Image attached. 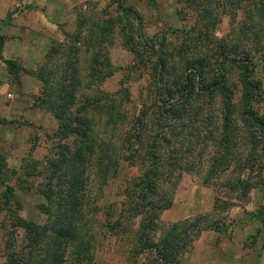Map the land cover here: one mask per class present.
Returning <instances> with one entry per match:
<instances>
[{"label": "rangeland", "instance_id": "obj_1", "mask_svg": "<svg viewBox=\"0 0 264 264\" xmlns=\"http://www.w3.org/2000/svg\"><path fill=\"white\" fill-rule=\"evenodd\" d=\"M234 1L219 0L218 5L209 6L200 0L195 7L177 0H1L0 33L26 34L36 18L59 20L60 36L49 44L57 49L46 63L51 69L47 80L52 85L56 83L67 60L72 63L76 73L71 112L84 98L98 96L99 90L106 94L117 93L116 97L125 90L127 98L122 99L121 122L115 124L110 136L106 135L119 147L117 143L122 142L128 121L137 113L140 104L153 99L151 70L160 48V38H163V52L167 56L174 49L186 46L182 43H187L188 37L196 31L203 36L195 41L198 49L209 39L224 41L243 19L245 0ZM208 8L215 15L206 25L202 14ZM103 28V35H97ZM6 37H0V120H4L0 123V264H6L13 257L7 256L12 254L20 256L17 264H41L44 252L54 248L52 234L47 231L39 243L28 248L25 232L12 223L17 218L36 225L47 224L48 219L50 222L56 213L55 204L49 205L47 216L44 211L47 204L42 196L45 178L50 175L48 162L59 158L64 150L72 149L75 141L71 136L59 138L56 120L45 105L38 103L42 86L33 72L40 67L43 58L36 67L28 62L23 65L18 57H10L8 52L3 58ZM94 50L99 52L101 64L110 67L107 71L100 68L103 69L101 74L110 72V76L98 84L93 83L89 73ZM20 56L23 57L22 52ZM217 58L219 61L221 56ZM6 61H12L14 66H6ZM253 64L255 75L261 76L258 59L254 58ZM178 72L162 75L168 88L173 87ZM211 73L207 71L206 78ZM224 74L231 84L226 96L217 93L208 101L206 97H199L200 100L189 97L193 108L187 126L179 132L182 137L186 135L185 141L174 142L170 149L179 162L189 164L186 166L190 168L179 178H176L177 172L173 173L176 180L171 203L160 211L151 240L161 239L171 225L197 220L196 227L188 235L190 242L178 257V264L194 262L192 254L196 251L209 252L208 257L215 264L220 261L221 253L223 257L227 253L231 256L237 251L250 249L254 252L259 243L264 246V126L249 125L244 120L242 73L227 62ZM223 96L233 104L229 118V149L224 155L226 166L210 174L206 171L211 170L209 162L221 151L216 135L221 120L219 100ZM251 106L255 116L264 119V104L251 102ZM86 116L92 117V112ZM93 117L92 122L96 123L97 117ZM98 129L99 126L94 125L92 134L103 138ZM187 147L189 151L185 153ZM95 154L84 155L87 159L79 205L86 223L81 225L83 229L77 227L86 238L83 240L86 250L79 254L83 256L82 263L160 264L150 250L134 258L129 255L137 219L131 227L124 213L128 194L125 188L128 178L136 174L135 169L128 168L122 161L125 153L118 150L116 173L102 179L96 171ZM49 182L52 200L56 201L58 182L55 178ZM213 221L218 230L205 227ZM221 238H227L228 242ZM74 252L72 246L64 248V264H75V260H79ZM85 257L89 259L84 260ZM229 263H233L232 258ZM200 264H205L203 258Z\"/></svg>", "mask_w": 264, "mask_h": 264}, {"label": "trees", "instance_id": "obj_2", "mask_svg": "<svg viewBox=\"0 0 264 264\" xmlns=\"http://www.w3.org/2000/svg\"><path fill=\"white\" fill-rule=\"evenodd\" d=\"M177 1H185L188 5L195 7L200 3V0ZM204 1L209 6H216L219 0ZM236 2L238 0L233 3ZM123 11L126 10L123 8ZM203 11L202 15H205L206 25H208L215 13L210 8ZM242 14L241 23L232 28V34H229L224 41L209 39L207 44L199 49L195 41H199L202 35L197 31L188 37L187 43H182L186 46L174 49L173 53L168 56L163 52V38H160V48L151 70L153 99L147 104H140L137 113L128 121V130L122 142L117 143L119 147H116V144L106 135L110 136L109 132H114L115 124L121 122L120 108L122 99L127 98L126 91L122 90L120 96L116 97L117 93L106 94L99 90L98 96L84 98L83 102L71 112L76 70L67 60L65 69L60 73V79L53 85L50 84L47 76L51 74V69L46 67V63L57 48L53 45L49 46L40 67L35 69L34 74H30H33L42 86L38 103L45 105L56 120V134L62 139L68 136L74 137L75 146L64 150L59 158L50 159L48 162L50 175L45 178L42 196L47 204L44 206L47 216L50 213L49 205L55 204L56 213L51 217L50 222L48 219L47 224L36 225L17 218L12 223V226L25 232V244L28 248L39 243L47 231L52 234L54 248L52 251L44 252L41 264H64L62 261L64 248L70 246L74 249L76 257H79V260H75V264H87L82 263L83 256L79 255L86 250L83 245L85 237L79 233V228L83 229L81 225L84 226L86 223L79 205L87 159L84 155L96 153V171L102 179H105L114 176L117 171L118 150L125 153L122 161L128 165V168H134L136 171L135 175L128 178V187L125 188L128 194L124 213L127 214L126 217L131 227L137 219V225L131 234L129 255L134 258L150 250L155 253L160 264H178V257L184 252L182 249L185 244L190 242L188 235L191 229L196 227L197 220L189 224L185 221L171 225L161 239L155 240L156 242L151 240V235L154 233L160 211L171 203L173 182L176 180L173 173L177 172L176 178H179L182 173H187V168H190L186 166L189 164H183L175 158L174 151H170L174 142L180 139L185 141L186 135L182 137L179 132L187 126L189 113L193 108L189 97L193 96L196 99L206 97L208 101L217 93L225 95L228 86H231L224 74L225 63L229 62L242 73L241 104L244 120L249 125L264 126V119L255 116L251 106V102L264 104V0H245ZM232 22L233 18L230 19L229 24L231 25ZM212 29L213 26H210V30ZM103 30L105 28L99 29L97 35L102 36ZM194 46L196 49L193 48ZM66 48L70 50L69 46ZM218 56H221L219 61ZM99 58V52L94 50L89 70L94 84L110 76V72L105 75L101 74L103 69L107 71L110 67L101 64L102 59ZM254 58L259 61L261 76L255 75ZM5 63L8 67L14 66L12 61ZM209 70L212 73L206 78L205 74ZM174 71H179L178 76L173 79V87L168 88L162 75L168 72L174 75ZM225 96L219 100L221 120L216 135L217 145L221 151L209 162L208 169L211 170L206 171L210 174L226 166L224 155L229 149L231 125L229 118L233 111V104ZM89 112H92V117L86 116ZM93 116L97 117L96 123L92 122ZM3 122L4 120H0V123ZM96 124L99 126L100 135H104L103 138L98 139L92 134V128ZM187 151H189L188 147L184 152ZM53 178L58 182L59 197L56 201L52 200L53 194L49 182ZM77 227H79L78 230ZM205 227L212 230L219 229L214 221ZM7 257L12 258L6 264H17L21 259L16 254ZM88 259L84 258V260Z\"/></svg>", "mask_w": 264, "mask_h": 264}, {"label": "crops", "instance_id": "obj_3", "mask_svg": "<svg viewBox=\"0 0 264 264\" xmlns=\"http://www.w3.org/2000/svg\"><path fill=\"white\" fill-rule=\"evenodd\" d=\"M59 9L62 10V8ZM58 24H60V22L56 18L47 20L41 17L36 18L34 22L29 25L31 28L27 30L26 34L19 33L17 36V34H9L7 31L0 33V37L2 35L7 36L2 57L5 58L6 54L4 53L8 52L10 57H13V55L18 57L23 65L28 62L30 66H38L48 49L50 40H56L60 36L59 30H57ZM20 52H22L23 57L20 56ZM221 239L223 240V238ZM223 241L228 242V239L226 238V240ZM221 255L220 261L215 264H230V258L233 259L232 264H264V246L260 243L256 246L254 252H251L249 249L241 252L237 251L235 254H231V256L230 253H227V255L225 254L224 257L222 253ZM208 256L209 252L196 251L192 254L194 262L189 264H200V259L202 258L205 260V264H214Z\"/></svg>", "mask_w": 264, "mask_h": 264}]
</instances>
